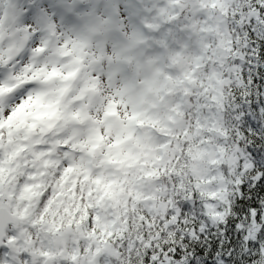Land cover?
<instances>
[{
    "label": "trees",
    "instance_id": "trees-1",
    "mask_svg": "<svg viewBox=\"0 0 264 264\" xmlns=\"http://www.w3.org/2000/svg\"><path fill=\"white\" fill-rule=\"evenodd\" d=\"M38 1L5 0L6 18H13L18 7L25 8L20 15L28 18L37 11ZM139 2L140 12L154 26L149 34L142 31L134 47L122 45L121 60L129 70L124 75L118 61V71L111 78L120 85L117 91L102 94L98 86L105 74L89 61L80 62L75 75L49 74L37 69L42 61H35L31 73L37 81L25 82L28 74L17 80L25 83L13 95L14 102L39 83L43 92L47 90L43 104L56 96L66 109L59 117L56 108L40 116L45 120L54 114L50 121L56 119L57 124L52 130L48 127L41 143L36 137L32 148L55 153L48 160L53 172L50 182L40 183V192L35 190L36 202L25 199L21 193L29 177L24 171L7 196L19 209L36 204L33 212L29 207L33 220L45 224L54 217L61 229L81 224L85 236L97 237L99 244L111 243L113 260L105 255L102 264L108 258V264H264V0ZM92 3L86 4L90 12ZM103 10L101 15L106 17L108 11ZM18 20L10 21L12 32L23 28ZM9 38L5 40L14 45ZM1 59L4 74L11 66L3 67ZM46 78L47 83L59 80L58 95H48ZM166 97L170 98L168 112L162 108ZM2 106L0 101V140L5 145L7 114L12 110L6 112ZM154 106L160 107L158 113H153ZM177 117L183 125L173 134L164 133ZM204 117H209V124ZM34 118L38 123V117ZM90 118L96 126L88 123L84 131L80 122ZM55 128L60 129L55 133L57 144ZM89 129L93 133L87 139ZM142 139L155 144L153 156L137 151L136 143ZM115 147L120 151L118 158ZM205 149L220 159L207 160ZM0 151L13 155L12 148ZM30 156L37 158L36 153ZM2 159L0 153V165ZM42 169L48 171L45 166ZM104 179L113 185L106 187L107 192L124 185L120 192L126 209L115 213L124 226L100 237L105 234L95 225L94 201L89 200ZM63 183L66 186L59 189ZM147 187L156 192L153 203H145L151 198ZM72 192L78 209L70 219L69 212L56 204ZM114 199L111 194L107 201ZM217 205L221 208L213 209ZM88 248L80 241L82 255L92 251ZM67 254L73 252L67 248Z\"/></svg>",
    "mask_w": 264,
    "mask_h": 264
},
{
    "label": "rangeland",
    "instance_id": "rangeland-1",
    "mask_svg": "<svg viewBox=\"0 0 264 264\" xmlns=\"http://www.w3.org/2000/svg\"><path fill=\"white\" fill-rule=\"evenodd\" d=\"M4 1L5 0H0V26H2V33H0V56L2 57L1 60H3L2 66L4 67L8 65L11 66V69L10 71L9 69L4 71L5 73L3 74V69L0 68V75H3V80L0 82V101L1 103L3 102L2 108H6V112L7 110L12 111L7 114V118H10V122H6L8 140L5 145H3L0 140V150L12 148L13 155L4 154V151H0L1 155H4V159H2L0 165V200L11 199L7 195L11 194L9 191H14L13 183L15 182L16 177L18 175L22 176L23 172L27 171V177L29 178L26 180L29 181L26 183L27 189L23 193V198H30V200L36 202L35 190L40 192V183L50 182L51 174L53 172H51L52 167L49 166L50 163L48 160L53 159L55 153H48L47 151L37 148L32 149L35 143L34 140H36L37 137V142L41 143L42 136L47 135L46 132L48 127L52 130L55 124H57L56 119L54 121L55 123L50 121V118L52 120L51 116L54 114L45 120L40 116H43V114L49 109L56 108L57 117H59V112L62 113L66 107L63 100L60 102L55 100L56 96L53 97L54 101H49L48 103L43 104L41 100L44 98L47 90L43 92L39 83H37L39 87L35 86L34 88H29L30 92H27L26 97L20 98L17 102H14L13 95L24 89L23 86L25 82L30 81V83H32L37 81L35 75L32 76L33 73H31L35 61H42L38 64L39 66L37 69L47 71L49 74L58 71L63 73L69 72L74 75L77 74L79 61L83 64L89 61L96 66L97 70H102L105 74L102 84L100 83L98 86L102 94H105L106 90L115 92L120 88V85H117L115 80H112L111 78L113 74L118 71V61H120L122 56L125 55L122 45L126 43V48H128V46L134 47L136 40H138L142 31L144 32V30H147V34H149L151 33V30H153L152 27L154 25H150V23L147 22V18H144L143 10L140 12L139 4L141 3L139 0H95V2L93 0H60L57 4L56 0H45L48 2L47 4L44 0H39L36 3L39 5L36 7L37 11L31 14L28 18H26L23 13L20 15V12H26L24 11L25 8L18 7V11L16 10V14L13 18L10 17L8 19L6 18L8 6L4 8L7 5L5 4L3 6ZM199 1V4L203 3V0ZM90 3H92L90 7L91 11L93 10L92 12L86 7V4H88L89 7ZM194 4L197 3L195 2ZM103 8V11H108L106 17L101 15V9ZM202 8L203 7H200L201 11H203ZM39 10H42L45 13L40 14ZM204 14L208 15L205 11ZM210 16H212L211 13ZM18 17L20 18L18 21H21L23 24V28L19 29L23 31L21 34L18 32L19 30H14L12 32L13 27L10 22H14ZM217 20H219L218 17ZM75 25L78 26L75 28ZM25 30L28 32L27 35H25ZM47 31L54 32L55 34L52 42H49ZM12 34L17 35V37L12 36ZM6 37H10L9 39L11 41L13 40L14 45L10 46V41L5 40ZM148 41L149 40L146 39L145 43ZM3 46L5 47L6 55L3 53ZM8 50L11 52L9 53ZM79 52H82V54H79ZM61 58H64L63 62L59 61ZM123 62V60L120 61L121 72L122 66L124 65ZM185 69L188 70L186 65ZM27 74L29 75L28 77ZM25 77H27V81L18 84V82H21ZM46 80L47 78L43 79L45 82ZM58 81L59 80H50V82H46L49 96L54 95L55 93L58 95L60 93ZM16 83L18 85L17 88L14 87ZM217 99L219 100V97H217ZM165 102L166 105H162V108L168 112L170 98L166 97ZM159 108L160 107L156 108V106H154L153 113H158L159 111L156 110ZM14 109H17V111ZM30 112L32 113L29 115V120L25 119ZM13 113L15 114L13 115ZM168 114L171 115L172 113ZM35 116L38 117L39 121L36 124L32 119ZM208 118L209 117H204L203 121L205 120L204 122L209 124ZM28 121L30 124H27L29 123ZM48 123H50V125ZM80 123L84 131L85 126L88 123L96 126V120L93 118L88 120L83 119ZM182 125L183 121L177 117L172 125H169L170 130L167 131L166 129L164 133L169 132L170 134H173L174 132H177L178 127H181ZM30 128H33V130L31 131ZM59 132L60 129H54V135ZM87 132V139H89L92 137L93 131L89 129ZM54 138L55 143L57 144L58 138L56 135ZM154 145V143H146L143 139L136 143L137 151L145 152L147 154L146 156L154 155ZM113 152L118 158L120 151L115 147L113 148ZM204 152L207 160L215 161L220 159L214 151H208L205 149ZM32 153H36L37 155L35 160L30 156ZM128 156L129 154H126V160ZM105 158L106 155L104 156V159ZM117 158L114 159V161L117 160ZM134 158L140 159V156L135 154ZM128 162L130 163V160H128ZM43 166H45L48 171H42ZM64 186H66V184H59L58 188L62 189ZM107 186L111 187L113 185L107 184L104 179L103 184H98L100 189H98L93 196L91 195L89 200L90 202L92 199L94 201V205L90 206L94 207L93 209L96 213H94L96 216L95 225L105 234L100 237H105L111 232V230V233L113 234L114 229L121 227L122 225L124 226V224H121L120 218L116 216L118 214H115L118 211L126 209V200L121 199L123 195L121 192H123L124 185L117 184L112 187L114 191L110 192L106 191ZM153 188L154 187H147V193H149L151 198L145 201V203L154 202L153 198L154 195H156V192ZM85 194L88 199V192ZM107 194L109 195L107 196ZM111 194L115 195L113 203L107 201ZM68 195L69 196L60 197L58 199L59 204H56V208L69 212L68 217L72 219L74 217V210L76 211L78 207H75L74 192ZM221 196L222 195H220V197ZM10 203L13 205L12 200ZM30 205V211L33 212L36 204ZM217 206H213V209L217 210L221 208L220 206ZM18 207L19 206L14 208L16 212L20 213ZM113 208L116 211L114 213H112L114 210ZM25 209H27V207H25ZM48 224L49 225H46L47 228L51 229V222L49 221ZM56 226L58 229L57 239L64 244L63 246H58V248L60 247L57 257L58 262H63V259L65 258L71 260V263L73 264H84V262L85 264H102L103 262L101 259H103V256H113L114 250L111 247V243H104L102 241L101 244H99L97 237L89 238L85 236V228L81 224L77 227L70 226L69 228L64 229L63 232H60L61 225L59 223L56 222ZM80 241L85 242L86 248L92 247V251L87 250V253L82 255L79 250ZM67 248L73 252L72 255L67 254ZM112 256L110 257L111 261L113 260ZM110 259L108 258L106 260V264L109 263ZM53 261H56L55 257H53ZM11 264H13V262Z\"/></svg>",
    "mask_w": 264,
    "mask_h": 264
},
{
    "label": "flooded vegetation",
    "instance_id": "flooded-vegetation-1",
    "mask_svg": "<svg viewBox=\"0 0 264 264\" xmlns=\"http://www.w3.org/2000/svg\"><path fill=\"white\" fill-rule=\"evenodd\" d=\"M26 183H23L25 190L27 189ZM13 186L15 187L16 183H13ZM11 200L12 198L0 200V204L10 208L11 215L17 221L15 227L9 225L5 231V237L0 245V264H11L12 262L13 264H73L71 260L65 258L63 262H58L57 257L60 249L58 246L64 244L57 239V219L52 217L49 220L51 229H48L46 226L49 225L48 223L43 224L42 220L36 221L31 218L30 206L25 209V206L20 205L21 209H18L20 212L18 213L10 203ZM63 231L64 229H61L60 232ZM53 257L56 258V261H53Z\"/></svg>",
    "mask_w": 264,
    "mask_h": 264
},
{
    "label": "water",
    "instance_id": "water-1",
    "mask_svg": "<svg viewBox=\"0 0 264 264\" xmlns=\"http://www.w3.org/2000/svg\"><path fill=\"white\" fill-rule=\"evenodd\" d=\"M190 2L195 3L197 0H190ZM50 41L54 39L53 33L49 34ZM16 219L11 215L10 208L4 204H0V245H2L3 239L5 237V231L9 225L16 226Z\"/></svg>",
    "mask_w": 264,
    "mask_h": 264
}]
</instances>
